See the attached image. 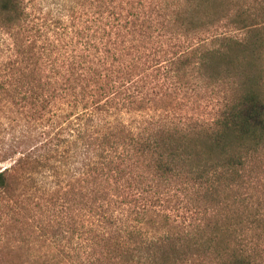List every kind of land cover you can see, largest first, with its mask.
Instances as JSON below:
<instances>
[{"label": "trees", "instance_id": "16d2710c", "mask_svg": "<svg viewBox=\"0 0 264 264\" xmlns=\"http://www.w3.org/2000/svg\"><path fill=\"white\" fill-rule=\"evenodd\" d=\"M74 1L0 0L10 264H264V0Z\"/></svg>", "mask_w": 264, "mask_h": 264}, {"label": "rangeland", "instance_id": "374dc122", "mask_svg": "<svg viewBox=\"0 0 264 264\" xmlns=\"http://www.w3.org/2000/svg\"><path fill=\"white\" fill-rule=\"evenodd\" d=\"M26 4L37 22H57L59 19L63 22H73L72 8L80 9L74 0H26ZM9 116V112L4 113L0 110V150L10 144ZM6 167H10V162L0 163V170ZM27 216L30 218L22 217L24 218L22 221L32 220V215ZM55 232L59 233L58 230ZM64 244L65 242L62 245ZM28 247L30 246L24 249ZM0 264H10V198L5 195H0Z\"/></svg>", "mask_w": 264, "mask_h": 264}]
</instances>
